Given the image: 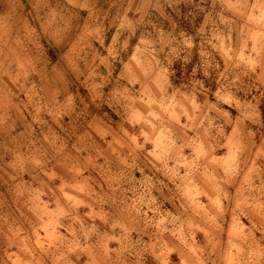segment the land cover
Returning a JSON list of instances; mask_svg holds the SVG:
<instances>
[{"label":"rangeland","instance_id":"obj_1","mask_svg":"<svg viewBox=\"0 0 264 264\" xmlns=\"http://www.w3.org/2000/svg\"><path fill=\"white\" fill-rule=\"evenodd\" d=\"M0 264H264V0H0Z\"/></svg>","mask_w":264,"mask_h":264},{"label":"crops","instance_id":"obj_2","mask_svg":"<svg viewBox=\"0 0 264 264\" xmlns=\"http://www.w3.org/2000/svg\"><path fill=\"white\" fill-rule=\"evenodd\" d=\"M231 195L229 193H222V195H220V193H215L214 195V198H213V201H214V204L216 205V207L218 206V209L221 210L222 213H224L223 210H225L226 206L222 203V202H219V200L221 198H223L222 200H225V198H228L230 199ZM228 206V205H227ZM11 228V227H10ZM13 236H8L9 237H13V242H14V246H15V249H16V253L18 254H21L22 253V249H23V238H22V227L20 225H15L13 227ZM11 230V232H12ZM7 236V235H6ZM11 241V240H10ZM18 260H20V256L18 255Z\"/></svg>","mask_w":264,"mask_h":264}]
</instances>
